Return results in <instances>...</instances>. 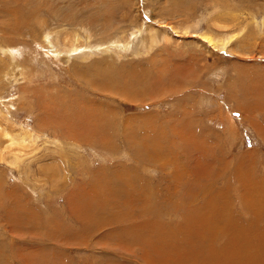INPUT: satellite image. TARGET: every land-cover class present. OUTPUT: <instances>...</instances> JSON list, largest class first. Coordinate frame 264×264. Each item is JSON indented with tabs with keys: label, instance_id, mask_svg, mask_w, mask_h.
I'll return each mask as SVG.
<instances>
[{
	"label": "rangeland",
	"instance_id": "obj_1",
	"mask_svg": "<svg viewBox=\"0 0 264 264\" xmlns=\"http://www.w3.org/2000/svg\"><path fill=\"white\" fill-rule=\"evenodd\" d=\"M61 1L54 8H64ZM75 1L64 13L73 20L79 14L90 38L83 32L74 42V28L54 27L60 17L46 7L48 38L38 26L29 33L22 27L15 30L24 39L15 37L19 53L11 58L0 45V110L10 116L11 107L17 125L35 130L40 112L69 93L79 114L64 131L81 128L88 105L98 110L94 132L112 121L117 134L106 143L100 135L64 138L58 129L59 138H34L25 147L19 169L0 161V264H264V0H116L113 18L125 31L109 47L98 33L101 4L112 0ZM24 4L0 0V27ZM218 14L238 35L230 48L198 35L209 28L222 34ZM93 63L140 69L146 90L126 82L132 90L114 96L71 74ZM49 93L55 103L41 107ZM24 95L29 107L19 109ZM76 192L115 202L117 215L111 208V215L80 214Z\"/></svg>",
	"mask_w": 264,
	"mask_h": 264
},
{
	"label": "bare ground",
	"instance_id": "obj_2",
	"mask_svg": "<svg viewBox=\"0 0 264 264\" xmlns=\"http://www.w3.org/2000/svg\"><path fill=\"white\" fill-rule=\"evenodd\" d=\"M57 2L61 1V0H56ZM79 1V0H78ZM109 1V0H108ZM116 0H112L109 4H101V6L103 7V9L101 10V23L99 26V30L101 31L99 34V39L100 44H106L107 46L110 44H116L121 42L120 38L122 37V34L125 31V27H121L118 24H116L117 20L114 19V12L117 10H119V6L115 5ZM160 1V0H159ZM25 2V10H22L21 7L15 6L13 7L12 13H11V18L9 19V21H6L2 24V26L0 27V37H1V41L3 42L2 44V50H4V52H7L9 54V56L12 58L16 55V53L20 52V47H15L16 43V38H19L20 40H24L22 36H17L16 33L17 31L15 30H20L23 27V29H27V32H32L33 29H35L37 26L40 28L39 30L41 31V38H48L50 33L53 31L52 27H51V23L47 22L45 19V15L44 12L45 8L47 7L49 9V11L51 12V14H53V17L55 18L56 15L60 17V20L58 22H60L61 24L55 23V26H66V25H71V28H74V30H72V34H70L72 36V39L74 42L79 41V35H82V37L86 38H90L92 36V32L91 29L88 27H85L81 24V18L79 17L80 15L77 14V16L75 14H73V17L75 18V20L71 19L68 15H66L64 12L66 11L65 9H69L70 7L74 6L77 4V2H72V0H65L66 2V6L64 8H60V9H56L54 8L53 5V0H24ZM62 2V1H61ZM102 3H104V0H101ZM23 4V3H22ZM62 4V3H60ZM115 7H112L114 6ZM119 5V4H118ZM160 6V5H159ZM157 7V6H156ZM178 9V8H177ZM10 10V9H9ZM9 10H7V12H9ZM65 10V11H64ZM221 10V9H220ZM219 10V11H220ZM48 11V12H49ZM106 11V12H105ZM161 11V10H160ZM226 11V10H225ZM40 12V13H39ZM230 13V11H228ZM24 13H27L26 15ZM47 13V12H46ZM165 13V12H164ZM48 14V13H47ZM117 14V13H116ZM226 14V12H221V15L228 17ZM234 14V13H233ZM7 15V13H6ZM118 15V14H117ZM43 16V18L41 17ZM100 16V15H99ZM217 16V20H215L214 22L219 23L218 24H222L221 23V17L220 15H216ZM215 16V18H216ZM236 16V15H235ZM41 17V19H40ZM237 18V16H236ZM58 19V17H57ZM99 19V17H98ZM41 20V21H40ZM56 20V19H55ZM232 20V17H231ZM14 22L13 23H9V22ZM50 21V20H49ZM51 22V21H50ZM233 22V21H232ZM263 23V21H261ZM8 24V25H7ZM48 26V27H47ZM218 26V25H217ZM12 28V30L14 32L9 31V28ZM223 30H217V31H221L220 35H216L213 34V32H211L212 30H209L208 32H200V37L201 39L204 41L206 40V42H208V44L212 45L213 47L217 48V47H229V43L234 40V39H238V35L234 34V30H232L233 27H227V25H220L218 26ZM234 29V28H233ZM238 29V28H236ZM226 30V31H225ZM141 31V30H140ZM241 32V31H240ZM97 34V35H98ZM187 34V33H186ZM67 35V34H66ZM16 37V38H15ZM151 37L153 38V40H155L157 43L158 40L156 39V35L154 31H151ZM162 37V36H161ZM15 38V40H14ZM38 38V34H35L34 37V42L36 43V40ZM243 38V37H242ZM67 39V38H66ZM148 39V38H147ZM240 39V38H239ZM69 40V39H67ZM66 41V40H65ZM145 41V40H143ZM14 42V43H13ZM71 42V41H70ZM146 42V41H145ZM153 43V41H151ZM150 42V43H151ZM219 42V43H218ZM21 43V41H20ZM18 43V44H20ZM34 43V44H35ZM73 43V42H72ZM149 43V44H150ZM74 44V43H73ZM126 44V42H125ZM123 44V45H125ZM148 44V45H149ZM207 44V43H206ZM70 45V44H69ZM68 45V46H69ZM76 45V43H75ZM80 45V44H79ZM77 45V46H79ZM87 45V44H86ZM248 45V44H247ZM250 45V44H249ZM83 46V45H81ZM88 46V45H87ZM86 46V47H87ZM112 46V45H111ZM152 46V45H151ZM64 47H66L64 45ZM80 47V46H79ZM109 47V46H108ZM226 47V48H227ZM247 47V46H246ZM262 47V46H261ZM74 48V47H73ZM83 48V47H82ZM230 48V47H229ZM108 48H104V50H107ZM110 49V48H109ZM108 49V51H109ZM262 49V48H261ZM74 50V49H73ZM77 50V49H76ZM75 50V51H76ZM113 50V49H112ZM69 52V51H68ZM242 52V51H241ZM246 52V51H245ZM244 52V53H245ZM243 53V52H242ZM260 53V52H259ZM262 55V54H261ZM83 57V56H82ZM251 57V56H249ZM253 59V58H251ZM254 60V59H253ZM9 63V62H8ZM85 65H81V66H76L74 67V71H72V75L74 77H76L75 79H79L82 80L84 82V84H90V88L95 87L98 90L101 91V93H107V94H115L114 96H116V94H120L122 91H127L130 92L132 89L130 87V85L133 84V90L136 92H143L146 90V87H143L142 85V80H143V76L144 74L139 73L138 71L140 70H135L134 67H131L129 69L121 67V66H116V65H111V64H103V63H93L91 65L85 66ZM22 67V66H21ZM137 68V67H136ZM2 69V68H1ZM22 69V68H21ZM32 70V69H31ZM37 70V69H35ZM9 71V70H8ZM22 74L25 72H23L22 69ZM31 72V71H30ZM29 72V73H30ZM36 72V71H35ZM2 73V72H1ZM0 73V74H1ZM27 73V72H26ZM150 72H148L149 76H153L152 74H149ZM7 75V72H6ZM117 76H119V78H117ZM1 77V75H0ZM5 77V76H4ZM2 76V78H4ZM25 79L29 80L31 79V77H28ZM38 79V78H37ZM15 80V78H14ZM33 80V79H32ZM78 82V81H77ZM126 82H128L129 84H127ZM81 83V82H80ZM259 83V82H258ZM28 84V82H27ZM30 84V83H29ZM83 84V83H82ZM85 84V85H86ZM253 84V83H252ZM251 84V85H252ZM255 84V83H254ZM84 85V86H85ZM55 86V85H54ZM88 86V85H87ZM36 88V87H35ZM86 88V87H85ZM123 88V89H121ZM247 88V87H246ZM24 89V87L22 88ZM44 89V88H42ZM92 89V88H91ZM262 89V88H261ZM1 90V89H0ZM31 90V89H30ZM37 90V89H36ZM170 90V89H169ZM256 90H257V85H256ZM45 90H43L42 94L45 95L44 93ZM263 91V90H262ZM27 92V91H26ZM51 92V91H49ZM96 92V91H95ZM260 93V92H259ZM52 93H49L46 98H42L41 95H39L38 97L41 99H45L43 101L40 102L41 107L43 105H49V104H54L55 103V99H56V95H50ZM64 94V93H63ZM66 94V93H65ZM64 94V95H65ZM71 94V93H70ZM89 94V93H88ZM262 94V93H261ZM74 95V94H73ZM77 95V94H76ZM75 95V98H78ZM80 96H82V93L78 94ZM96 95V94H95ZM102 95V94H101ZM127 95V94H126ZM0 96H2V93H0ZM79 96V97H80ZM113 96V97H114ZM129 96V95H127ZM126 97V96H125ZM131 97V96H129ZM25 99V107H21L20 105L18 106L19 109H23V108H28L29 104H30V97L28 95H24L23 97ZM22 98V99H23ZM61 101L62 103L57 102L54 105H50L51 107L46 108L45 110L43 109V112H40V114L38 115L36 121H35V126L36 129L33 130L31 128V126H27L24 124H16L14 122V115L11 112V107L9 109L10 112V116L6 115L5 112L3 110H0V161L4 162L6 165H8L10 168L14 167L16 169H19L22 164L24 163L25 159L24 156L26 154L25 152V147H30L32 145V143L36 144V140L34 138H44L45 136H50L53 138H59V132L57 133L58 135H54L58 129H60L64 138H73L75 140H77L76 138H90L93 136H96L97 134L94 132L96 129V121L94 122L93 125L92 124V120L95 119V116L92 114H97L96 111H98L96 108H91L88 105H85V108H89L90 111H87L88 113H90V115L85 119V118H80L78 120V124L80 125V129H77V125L75 129L68 128L66 129V131H64V126L63 124H66L65 121H74L77 119L78 114H77V109L73 106V102L72 96H69V93L66 94L64 97H61ZM84 98V97H83ZM89 98V97H88ZM87 98V99H88ZM93 98V97H92ZM110 98V96H109ZM74 100V99H73ZM11 101V100H10ZM29 103H26L28 102ZM58 101V100H57ZM83 101V100H82ZM13 102V101H12ZM11 102V104H12ZM77 102V101H76ZM38 104V103H37ZM36 104V105H37ZM77 104V103H76ZM83 104V103H82ZM97 104V103H96ZM102 103H100L101 105ZM22 105V104H21ZM39 105V104H38ZM78 105V104H77ZM105 105V104H104ZM11 106V105H10ZM99 106V105H98ZM7 107V106H6ZM106 107V106H104ZM102 107V109L104 108ZM17 108V109H18ZM18 109V110H19ZM17 110V111H18ZM80 110V109H79ZM96 110V111H95ZM100 110V109H99ZM109 110V109H108ZM30 111V109H29ZM40 111V110H39ZM107 111V110H106ZM105 111V112H106ZM6 112L8 113V111L6 110ZM27 112V111H26ZM79 112V111H78ZM230 112V111H229ZM103 114V113H102ZM26 115V114H25ZM74 115H76V117H74ZM183 117V116H182ZM103 117H101L102 119ZM174 118V117H173ZM109 119V117H108ZM111 119V118H110ZM116 119V118H115ZM114 120V119H113ZM152 120V119H151ZM55 121H58L59 126L57 127V124ZM104 121V120H103ZM107 121V120H106ZM10 123V126H8V124ZM89 123V124H88ZM106 123V122H104ZM115 123V122H114ZM168 123V122H167ZM179 123V122H178ZM229 123V121H228ZM98 124V123H97ZM100 124V123H99ZM185 124V123H183ZM165 125V124H164ZM176 125V124H175ZM228 125V124H227ZM41 126H43L41 128ZM100 126V125H99ZM98 126V127H99ZM102 126V125H101ZM114 124L112 123V121H110V124H108L106 127L104 125V131H98V132H102V134H98L102 137V139L105 141V138H113L114 136H116L117 132L114 131L113 129ZM129 126V124L127 125L126 123V127ZM151 126V125H150ZM160 127V126H159ZM174 127V126H173ZM177 127V126H176ZM19 128V131H16V129ZM101 128V129H102ZM154 128V126H153ZM152 128V129H153ZM170 128V127H169ZM186 128V127H185ZM129 129V127H128ZM127 129V130H128ZM172 128H170L169 130H171ZM100 130V129H99ZM138 130V129H137ZM181 130V129H180ZM186 130V129H185ZM126 131V130H124ZM130 131V129H129ZM136 131V130H135ZM153 131V130H152ZM46 132H51V135H46ZM127 132V131H126ZM137 132V131H136ZM163 132V131H162ZM181 132V131H180ZM191 132V131H190ZM134 130L131 133V131L129 132L130 136H133ZM139 133V132H138ZM159 133V132H157ZM169 133H171V131H169ZM173 133V132H172ZM175 133V132H174ZM182 133V132H181ZM53 134V136H52ZM119 134V133H118ZM126 135V133H124ZM162 134V133H161ZM188 133H186L187 136ZM190 134V133H189ZM97 135V136H98ZM138 135V134H136ZM160 135V134H159ZM173 135V134H170ZM128 136V135H127ZM126 136V137H127ZM157 136V135H156ZM61 137V136H60ZM124 137V136H123ZM159 137V136H158ZM95 138V137H94ZM92 138V139H94ZM99 138V137H98ZM131 138V137H130ZM144 138V137H142ZM40 140V139H39ZM112 140V139H111ZM43 141V140H42ZM47 141V140H46ZM53 142H55L54 140H52ZM109 141V140H108ZM108 141L106 140L105 142L108 143ZM68 142V141H67ZM92 142V141H91ZM110 142V141H109ZM134 141H130V143ZM136 142V141H135ZM41 143V142H40ZM43 143V142H42ZM46 143V142H45ZM97 143V141L95 142ZM33 144V145H34ZM48 144V143H47ZM99 144V143H98ZM132 144V143H131ZM75 145V144H74ZM88 145V144H87ZM91 145V144H90ZM69 146V145H68ZM137 146V145H136ZM72 147V146H71ZM90 147V146H89ZM107 152V151H106ZM108 157V156H107ZM109 158V157H108ZM168 161V160H167ZM49 164V163H47ZM74 164V163H73ZM43 166V165H42ZM55 165H47V169L49 167L50 170H53L55 172L58 171L57 168H53ZM27 167H29V164L27 162ZM11 168V169H12ZM41 168V167H40ZM43 168V167H42ZM45 168V167H44ZM42 170V169H40ZM46 170V169H45ZM43 171V170H42ZM48 170H46V173L49 174V172H47ZM44 172V171H43ZM104 172V171H103ZM60 173V172H59ZM51 175L53 173H50ZM48 176V175H47ZM58 176V175H56ZM64 176V175H63ZM115 176V175H114ZM49 177V176H48ZM55 178V177H54ZM53 178V179H54ZM116 178V177H114ZM99 179V178H98ZM97 179V181H98ZM112 179V177H111ZM66 180V179H65ZM96 180V179H95ZM104 180V179H103ZM112 180L108 179L104 182H109ZM117 181V180H116ZM100 182H102V180H100ZM119 182V179H118ZM121 182V181H120ZM1 183V182H0ZM98 183V182H97ZM97 183H95L97 185ZM101 184V183H100ZM105 184V183H104ZM83 187V186H82ZM97 187V186H96ZM99 187V185H98ZM97 187V188H98ZM108 187V186H107ZM116 187V186H115ZM96 188V189H97ZM109 188V187H108ZM79 189V188H78ZM100 189V188H99ZM104 189V188H103ZM112 189V188H111ZM116 189V188H115ZM75 190V189H74ZM76 191V190H75ZM81 192V191H80ZM118 192V191H117ZM13 193V192H12ZM15 194V193H14ZM74 194V193H73ZM77 200H82V202L79 204V213H83V209L84 208H88L85 212L91 213V212H95V214L99 215L100 214H104L105 212L107 213V215H111L110 212V208L111 210L114 209L115 207V202H113L112 206L111 204H108V202L104 201V199H99L96 197V200L93 201L90 198L88 199L86 194L87 193H77ZM116 194V193H115ZM114 194V195H115ZM74 196V197H75ZM90 196V195H89ZM100 196V195H99ZM98 196V197H99ZM105 196V195H104ZM103 196V197H104ZM117 196V195H116ZM15 197V196H13ZM12 197V198H13ZM17 197V196H16ZM75 199V198H74ZM108 199V198H107ZM73 200V199H72ZM16 201V200H15ZM77 204V203H76ZM78 205V204H77ZM76 207V206H75ZM118 210V209H116ZM119 211V210H118ZM115 212V209H114ZM87 213V214H88ZM85 214V213H84ZM115 214L117 215V212H115ZM75 215V214H74ZM121 215V214H120ZM115 217V216H114ZM123 217V216H122ZM97 218H100V216H98ZM101 218H103L101 216ZM105 219V218H103ZM106 220V219H105ZM89 224V223H88ZM104 226V225H103ZM157 262V261H156ZM218 264V263H217Z\"/></svg>",
	"mask_w": 264,
	"mask_h": 264
}]
</instances>
